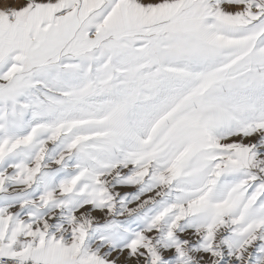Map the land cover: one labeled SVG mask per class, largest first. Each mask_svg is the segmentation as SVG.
<instances>
[{
  "label": "snow or ice",
  "instance_id": "1",
  "mask_svg": "<svg viewBox=\"0 0 264 264\" xmlns=\"http://www.w3.org/2000/svg\"><path fill=\"white\" fill-rule=\"evenodd\" d=\"M0 264H264V0H0Z\"/></svg>",
  "mask_w": 264,
  "mask_h": 264
}]
</instances>
